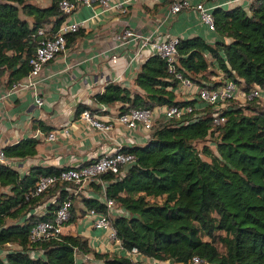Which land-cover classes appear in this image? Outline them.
Masks as SVG:
<instances>
[{
	"label": "trees",
	"instance_id": "1",
	"mask_svg": "<svg viewBox=\"0 0 264 264\" xmlns=\"http://www.w3.org/2000/svg\"><path fill=\"white\" fill-rule=\"evenodd\" d=\"M212 13L222 38L179 37L176 69L200 86L231 79L244 90H264V0H251L248 8L217 6ZM66 16L58 0L44 6L36 0H0V85L8 87L28 74L37 30L44 27L49 34ZM78 32L67 35V46L69 36ZM213 75L221 77L213 80ZM134 81L141 91L110 81L93 100L120 101V113L130 107L194 105L197 99L175 91L179 80L155 53L142 62ZM246 102L226 101L219 109L225 116L221 124L213 122L212 106L156 119L143 144L116 149L133 153L134 160L122 174L105 172L86 186L99 194L103 184L105 195L122 209L109 219L124 247L136 246L148 257L177 264H189L193 255L202 264H264V107L257 98ZM84 109L103 112L86 103L76 112ZM210 138L213 148L198 147ZM37 142L25 137L2 150L7 157L25 158L36 153ZM60 169L32 165L21 174L0 161V264H150L98 251L81 234L30 241L31 226L51 218L63 199L72 201L68 222L77 218L75 200L82 203L81 215L90 208L107 211L99 196L83 193L86 187L73 181H59L27 197L41 174Z\"/></svg>",
	"mask_w": 264,
	"mask_h": 264
},
{
	"label": "crops",
	"instance_id": "2",
	"mask_svg": "<svg viewBox=\"0 0 264 264\" xmlns=\"http://www.w3.org/2000/svg\"><path fill=\"white\" fill-rule=\"evenodd\" d=\"M50 0H36L40 5H47ZM174 0H109L111 4L122 3L124 9L112 8L90 18L97 0L92 4H81L69 18L84 20L79 32L69 36L67 50L47 62L39 75V84L44 103L38 105L32 88L19 93H10L0 98V149L25 137L38 139L36 153L25 158H10V165L21 174L28 172L32 165L63 168L76 166L93 160L104 153H111L117 148V141L123 144H143L145 133L131 131L116 120L120 101L113 104H97L93 95L102 92L105 85L114 81L133 91H141L135 84L134 77L142 62L152 52L144 47L136 56L139 41L128 40L118 45L117 33L130 27L140 33L150 31L163 36L192 37L202 36L209 42L222 38L215 29H210L203 22L194 8L182 9L177 13L170 11ZM192 4L203 2L212 11L217 6L229 8L242 5L248 8L251 0H189ZM215 35V36H214ZM217 77V75L212 76ZM5 84L0 85V94ZM193 96L191 99H194ZM81 103L90 105L101 120H108L112 128L108 133L90 126L76 112ZM196 109L204 107L198 99ZM41 120L50 129L44 131L38 125ZM66 129L67 131H64ZM55 131V139H48L47 134ZM83 193L98 194L86 185ZM77 218L70 223L73 227L64 234H81L88 238L91 247L98 251H123L111 245L101 228L95 227L91 219L80 214L82 203L74 201ZM83 207V206H82ZM88 227V228H86ZM88 229V230H86ZM92 257V256H90ZM81 259V255H79ZM150 262L151 258L146 259ZM164 264H177L169 260Z\"/></svg>",
	"mask_w": 264,
	"mask_h": 264
},
{
	"label": "built area",
	"instance_id": "3",
	"mask_svg": "<svg viewBox=\"0 0 264 264\" xmlns=\"http://www.w3.org/2000/svg\"><path fill=\"white\" fill-rule=\"evenodd\" d=\"M94 0H58L59 8L66 13L65 20L49 34L45 32L44 27L37 30L38 43L35 47L34 53L29 58L30 70L28 74L17 81H14L5 88L4 92L0 94V98H5L8 94L14 92L19 93L27 88L33 89L35 101L38 105L44 103V98L41 95L39 84V75L44 65L50 60L54 59L58 54L64 53L67 50L66 38L67 35L76 32L80 26L84 24V20H72L69 18L72 13L81 4H92ZM99 6L94 9V13L90 18L96 17L99 13L112 9H124L122 3L111 4L109 0H97ZM194 8L200 19L205 22L210 29H215L214 16L212 11L204 6L203 2L192 4L189 0H174L170 4V11L177 13L182 9ZM157 32L150 31L147 34L140 33L130 27H125L116 38L118 45H123L128 40L139 41V47L136 51V56L141 49L147 47L152 53L158 54L164 58L168 63V70L174 74L179 80L175 88L177 93H181L185 98L191 99L193 96L201 101L205 106H212L214 111L210 114L215 124H221L225 121V116L219 110L225 105L226 101L236 99L240 101L252 100L259 97L264 90L259 87H252L249 90H244L239 85L231 80L224 79L222 83L217 86H200L195 83L190 77L184 76L176 69L177 64V44L179 42L178 36H163L156 34ZM221 76L217 75V79ZM102 107L103 104H100ZM193 104L185 105H160L155 108L147 107H130L124 112H120L116 120L118 123L124 125L131 131H141L145 133L146 137L152 130L156 119L179 118L186 113L195 110ZM80 117L90 126L96 127L105 133L112 128V123L108 120L99 119L95 113L89 109H84L80 112ZM64 131H67L64 129ZM55 131H50L47 134L48 139H55ZM117 148H120L123 143L117 141ZM114 150L111 153H104L89 163L80 164L76 166H67L61 168L57 173L41 174L35 182L34 188L27 193V197L39 194L50 186L59 181H73L79 185H87L92 181H98L99 175L105 172H112L115 174H122L123 167L134 160V154L131 152H124ZM0 161L3 163H10L2 149H0ZM99 198L106 204V212H99L95 208H90L86 211V216L92 221L95 227L101 228L104 231L107 241L123 251V254L133 260L147 262L146 259L151 258L150 264H164L153 257L144 255L136 246L126 248L123 246L120 237L117 235L116 228L111 224L109 214L116 211L115 201L107 197L102 184ZM72 201L69 198L63 199L56 208L53 216L49 219H42L33 224L29 230L30 241L37 242L44 239L59 238L63 234L62 227L69 219L71 214ZM122 212V209H120ZM203 259L197 255H193L189 264H202Z\"/></svg>",
	"mask_w": 264,
	"mask_h": 264
},
{
	"label": "rangeland",
	"instance_id": "4",
	"mask_svg": "<svg viewBox=\"0 0 264 264\" xmlns=\"http://www.w3.org/2000/svg\"><path fill=\"white\" fill-rule=\"evenodd\" d=\"M215 36V35H214ZM214 79H216V78H213V80ZM212 81V80H211ZM239 85V84H238ZM239 87H241L240 85H239ZM180 95V94H179ZM178 97H180V96H178ZM257 99H258V101H259V104L261 105V106H263L264 107V93H262L259 97H256ZM237 102L238 103H241V104H246L247 102L246 101H240V100H237ZM246 111H248L249 112V110H246ZM211 139H213V138H210V139H208V140H206V141H204V142H198L197 143V145H198V147L200 148L201 146H202V144L203 143H206V144H209L212 148H213V142H212V140ZM205 158H207L205 155H203ZM116 211H121L120 209H117ZM88 219H90L89 217H88ZM67 222V221H66ZM73 226L72 225H70V223H64V225H63V227H62V230L64 231V232H68V230L69 229H71ZM86 228H88V227H86ZM89 229V228H88ZM88 229H86V230H88ZM12 245V244H11ZM15 245H12L11 247H14ZM0 253H2V250H0Z\"/></svg>",
	"mask_w": 264,
	"mask_h": 264
}]
</instances>
